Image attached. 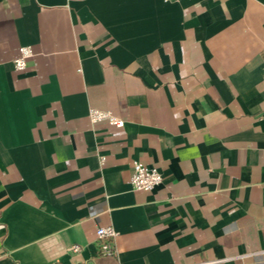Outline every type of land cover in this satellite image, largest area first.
I'll return each instance as SVG.
<instances>
[{
	"label": "crops",
	"instance_id": "obj_1",
	"mask_svg": "<svg viewBox=\"0 0 264 264\" xmlns=\"http://www.w3.org/2000/svg\"><path fill=\"white\" fill-rule=\"evenodd\" d=\"M0 264H264V0H0Z\"/></svg>",
	"mask_w": 264,
	"mask_h": 264
},
{
	"label": "built area",
	"instance_id": "obj_2",
	"mask_svg": "<svg viewBox=\"0 0 264 264\" xmlns=\"http://www.w3.org/2000/svg\"><path fill=\"white\" fill-rule=\"evenodd\" d=\"M33 54L30 45H23L19 48V55L14 58L13 66L16 69H23L26 66V60ZM88 119L91 123L107 122L108 124L121 128L125 120L108 109L91 107L88 110ZM162 181V174L156 168L149 166L141 161L132 162V172L130 175V185L134 190L150 191L159 185ZM117 235L116 229L109 226H100L96 229L97 251L103 255H113L116 251L114 239ZM72 251H78V245L69 247Z\"/></svg>",
	"mask_w": 264,
	"mask_h": 264
}]
</instances>
